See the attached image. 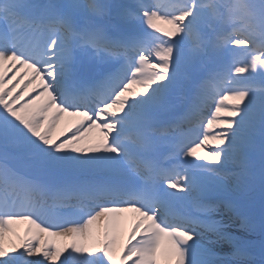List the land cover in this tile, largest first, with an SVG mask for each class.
<instances>
[{"label":"snow or ice","instance_id":"obj_1","mask_svg":"<svg viewBox=\"0 0 264 264\" xmlns=\"http://www.w3.org/2000/svg\"><path fill=\"white\" fill-rule=\"evenodd\" d=\"M164 8L0 0V264H264V0ZM66 115L80 119L54 138Z\"/></svg>","mask_w":264,"mask_h":264},{"label":"rangeland","instance_id":"obj_2","mask_svg":"<svg viewBox=\"0 0 264 264\" xmlns=\"http://www.w3.org/2000/svg\"><path fill=\"white\" fill-rule=\"evenodd\" d=\"M58 2L71 3V2H73V0H58ZM81 2L86 3V2H88V0H81ZM96 2L103 3V2H107V0H98V1L96 0ZM125 2H127V0H125ZM169 3H170V0H161V4L165 6L164 10H167V5ZM157 26L160 27V28H163L165 30H168L169 27H170L169 25L164 24L161 21L157 22ZM145 27H146V25H145ZM160 36H162V34H160ZM160 38L161 39H167L166 37H163V36L160 37ZM237 51L239 52L240 50L237 49ZM263 72H264V70H263ZM242 75H245V74H242ZM254 76H256V80H257L256 87L259 89L260 86H261L259 84L260 76L259 75H254ZM233 103L234 102L230 101V100L229 101H225L224 102V107L225 108H230L233 105ZM214 106H215V104H214L213 101H209L208 104H202L201 108H200V112H199L201 114V117L196 120L195 124H193V125H185V126H187V130L184 129L186 133L190 134V136H193L192 133H190V131H192L194 133L195 137H193L191 139H195L197 136H202L203 135V131H204L203 124L206 122V119L209 117L211 111L214 109ZM221 117H223V113H221ZM200 121H201V123H198ZM214 130L215 131H219L220 129H214ZM65 133H68L67 123H65V126H64V122H61V125L55 129L54 138L55 137H63ZM209 134H211V130H210ZM212 146L213 145L211 143L208 145V147H212ZM199 154L203 155L202 152H200ZM227 189H228V191H232L233 185L229 184L227 186ZM71 210L73 212L77 211L76 210V206L74 205V203H72V209ZM61 211L63 212V211H65V209L61 208ZM222 215L224 216L225 219L227 218V214L226 213H224ZM221 218H222L221 215H217L216 216V219H221ZM227 223H228V227L226 228V231L228 233H230L233 238H235L237 240H242V241H255V242L259 243V241L261 239L259 234L258 233H253V232H249V231L245 230V228L242 227V226L240 228H237V227L235 228V231H237L236 233L229 231L231 229L230 228L231 225H233V224H241L240 220H238V219L228 220ZM9 227L12 229V231L10 233H5V239L9 242L10 246H12V245L18 246L19 243H21L26 238L19 232V227H18L17 223H14V224L10 225ZM233 250L234 249L228 243H225V244L221 245L220 247H218L216 249L217 253L220 256L227 257V258H232L230 254H231V252Z\"/></svg>","mask_w":264,"mask_h":264},{"label":"bare ground","instance_id":"obj_3","mask_svg":"<svg viewBox=\"0 0 264 264\" xmlns=\"http://www.w3.org/2000/svg\"><path fill=\"white\" fill-rule=\"evenodd\" d=\"M98 1V0H97ZM149 31H153L152 29H149ZM154 35H158V36H160V33H154ZM160 37H162V36H160ZM235 59L237 60V61H243V62H250V59H251V57H246L245 55H243L242 53L240 54V55H238L237 57H235ZM263 70L264 69H258V72H263ZM0 71H3V69H0ZM7 75H11V73H7ZM245 75H247V73H245ZM253 75H258V73H253ZM26 80H27V77H26V79H25V82H26ZM14 82V81H13ZM31 91V90H30ZM33 95H34V93H32ZM25 98H28L27 96L25 97ZM80 118L79 117H73V116H64V117H62V119H61V122H64V126H65V123H67V126H68V132H69V130L71 129V127L73 126V125H75L76 124V122L79 120ZM61 122H60V124H59V126L61 125ZM58 126V127H59ZM90 136H92V137H98L99 136V134H98V132H96L95 130L93 131V133H90L89 134ZM83 143V142H82ZM84 205H86V203H83ZM193 212H195V209H193ZM124 215V217H125V220H126V223H125V225H124V227H125V229H127L128 227H130V225L134 222V220H135V214H133V213H131V212H129V213H124L123 214ZM18 224V227H19V232L25 237V238H27L26 236H25V233L26 232H29L30 230H32L31 229V225H29V224H27L26 222H20V223H17ZM240 228L241 227V224H233V225H231V229L229 230L230 232H237V231H235V228ZM46 239H47V237H45ZM5 244H6V246H10L9 245V242L5 239Z\"/></svg>","mask_w":264,"mask_h":264}]
</instances>
